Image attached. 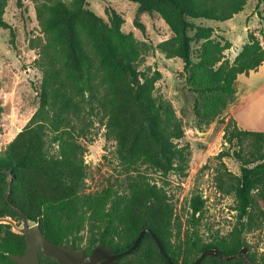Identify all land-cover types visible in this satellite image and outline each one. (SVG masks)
Here are the masks:
<instances>
[{
    "label": "trees",
    "instance_id": "1",
    "mask_svg": "<svg viewBox=\"0 0 264 264\" xmlns=\"http://www.w3.org/2000/svg\"><path fill=\"white\" fill-rule=\"evenodd\" d=\"M131 1L142 10L159 13L170 27L172 36L156 47L183 60L179 74L195 95L193 110L199 127L225 109L239 74L264 64V15L259 11L262 26L247 32L231 61L224 54L231 41L212 36L211 27L194 22L230 19L247 0ZM263 1L257 0L255 8ZM3 7L0 0V18ZM37 18L44 34L36 43L41 72L34 86L38 105L29 123L0 152V264H17L10 255L22 254L25 248L24 235L2 220L24 219L38 222L50 241L72 242L76 249L87 225L86 254L99 244L122 251L147 227L178 264L181 251L172 245L171 202L156 180L139 169V163H145L166 175L186 166L185 148L175 141L183 136L181 123L172 106L153 93L160 72L147 74L138 68L140 42L121 29L122 17L115 12L105 20L88 8L87 0H48L38 5ZM0 26L7 27L1 21ZM100 111L125 175L120 183L82 193L87 171L78 138L85 129L76 128L72 120ZM224 137L235 146L232 154L239 161V174L220 177L218 185L233 192L238 225L228 236L208 240L192 231L188 248L193 256L184 257L181 264L192 263L205 249L231 255L244 246L248 262L242 255L230 259L205 255L198 264H264V250L252 249L244 238L247 232H262L264 226V207L259 205L264 201V131L241 129L230 118ZM47 141L56 143L55 153L48 154ZM190 205L194 216L202 210L204 199L195 195ZM40 264L58 262L40 255ZM117 264L169 263L152 235L144 232L136 249L119 257Z\"/></svg>",
    "mask_w": 264,
    "mask_h": 264
},
{
    "label": "rangeland",
    "instance_id": "2",
    "mask_svg": "<svg viewBox=\"0 0 264 264\" xmlns=\"http://www.w3.org/2000/svg\"><path fill=\"white\" fill-rule=\"evenodd\" d=\"M45 1L48 0H3L0 21L7 27L0 26V152L29 123L38 105L34 86L40 82L41 72L36 62L39 58L36 43L39 38H44V34L37 11L38 5ZM65 1L70 3L71 0ZM256 1L247 0L244 9L230 19H196L194 22L211 27L212 36H224L231 41V48L224 51L231 61L246 41L247 32L263 24L257 11L264 15V1L257 9ZM87 4L90 10L105 20L113 12L122 17L121 29L131 32L141 45L138 68L147 74L155 70L160 72L154 96L168 102L181 123L183 136L175 141L185 148L186 166L183 171L175 170L163 175L145 163H139V169L156 180L171 202L172 245L180 248L178 264H181L184 257L193 256V251L188 248L192 231L200 239L208 240L216 235L228 236L238 225L235 196L218 185L220 177L227 179L232 174H239V161L232 154L235 146L226 141L224 130L232 118L241 129L264 131V66L248 75L240 74L235 82V92L225 109L199 127L193 110L195 95L179 74L183 69V60L167 56L156 47L172 36L162 16L140 9L139 4L131 0H87ZM105 121L102 111L90 116L82 114L77 120H72L76 128L85 129L84 135L78 138L84 148L87 171L80 189L82 193H93L108 184L120 183L125 175L116 157L115 141L106 135ZM56 150V143L47 141L48 154ZM221 151L229 155L221 156ZM195 195H201L204 205L193 216L190 202ZM259 205L264 207V201H259ZM2 221L10 223L11 229L18 232L23 220ZM80 236L82 240L78 248L85 249L89 237L87 225ZM244 238L252 249H257L259 253L264 250L263 230L247 232Z\"/></svg>",
    "mask_w": 264,
    "mask_h": 264
},
{
    "label": "water",
    "instance_id": "3",
    "mask_svg": "<svg viewBox=\"0 0 264 264\" xmlns=\"http://www.w3.org/2000/svg\"><path fill=\"white\" fill-rule=\"evenodd\" d=\"M18 232L25 237V248L22 254L10 255L11 259L17 264H40V255L52 257L56 259L58 264H117L119 257L136 249L144 232L152 235L168 263L174 264L173 260H171L170 256L165 251L159 238L147 227L141 229L132 245L122 251L117 252L113 248L99 244L92 247L88 254L85 253L84 248L76 249L72 242L64 244L50 241L44 235L38 222H32L29 219H24L22 221V225L18 227ZM246 250L247 248L244 246L235 254L225 255L221 250L216 248L205 249L190 264H198L205 255H217L224 259H230L237 255H242L248 262Z\"/></svg>",
    "mask_w": 264,
    "mask_h": 264
},
{
    "label": "crops",
    "instance_id": "4",
    "mask_svg": "<svg viewBox=\"0 0 264 264\" xmlns=\"http://www.w3.org/2000/svg\"><path fill=\"white\" fill-rule=\"evenodd\" d=\"M263 66H264V64L260 65V66L258 67V69L261 68V67H263ZM258 69H257V70H258ZM257 70H255V71H257ZM252 72H254V70H253V71H250L249 73H252ZM249 73H248V74H249ZM248 74H245V75H248ZM239 75H240V74H239ZM239 75H238V76H239ZM238 76H237V77H238ZM263 95H264V94H263ZM243 99H244V98H243ZM243 99H242V101H244ZM242 101H241V102H242ZM262 103L264 104V102H262ZM235 114H236V113H235ZM237 122H238V121H237ZM238 124H239L240 126H242L240 122H238ZM242 127H243V126H242ZM263 233H264V226H263Z\"/></svg>",
    "mask_w": 264,
    "mask_h": 264
}]
</instances>
